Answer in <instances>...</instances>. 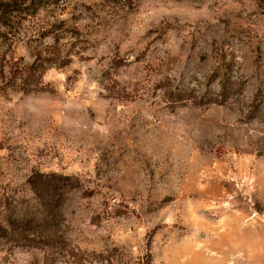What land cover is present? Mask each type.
I'll return each mask as SVG.
<instances>
[{
    "label": "rangeland",
    "instance_id": "374dc122",
    "mask_svg": "<svg viewBox=\"0 0 264 264\" xmlns=\"http://www.w3.org/2000/svg\"><path fill=\"white\" fill-rule=\"evenodd\" d=\"M5 2L0 264H264V0Z\"/></svg>",
    "mask_w": 264,
    "mask_h": 264
},
{
    "label": "trees",
    "instance_id": "16d2710c",
    "mask_svg": "<svg viewBox=\"0 0 264 264\" xmlns=\"http://www.w3.org/2000/svg\"><path fill=\"white\" fill-rule=\"evenodd\" d=\"M14 9V4L11 2L0 3V20L5 21L8 13ZM3 23V22H2ZM64 60L60 58L58 53H55L53 58H42L41 53H38L36 56V61L31 64H24L23 66H17L15 69H12L11 78L9 82H19L21 83V87L24 94H29L37 90L39 83L38 80L40 76H38V72L40 69H43L46 63H53L58 65H63ZM0 78L2 80L5 79L4 76V66L0 64ZM4 92V91H3ZM5 93V92H4ZM5 207V206H4ZM2 208L5 209V208ZM9 210V208H7ZM10 223V222H9Z\"/></svg>",
    "mask_w": 264,
    "mask_h": 264
}]
</instances>
